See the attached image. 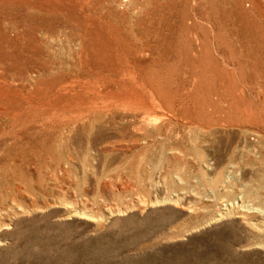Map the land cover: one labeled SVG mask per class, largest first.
Returning <instances> with one entry per match:
<instances>
[{"label": "rangeland", "instance_id": "rangeland-1", "mask_svg": "<svg viewBox=\"0 0 264 264\" xmlns=\"http://www.w3.org/2000/svg\"><path fill=\"white\" fill-rule=\"evenodd\" d=\"M0 264H264V0H0Z\"/></svg>", "mask_w": 264, "mask_h": 264}, {"label": "bare ground", "instance_id": "bare-ground-1", "mask_svg": "<svg viewBox=\"0 0 264 264\" xmlns=\"http://www.w3.org/2000/svg\"><path fill=\"white\" fill-rule=\"evenodd\" d=\"M259 50V49H258ZM260 51V50H259ZM263 57V56H262Z\"/></svg>", "mask_w": 264, "mask_h": 264}]
</instances>
